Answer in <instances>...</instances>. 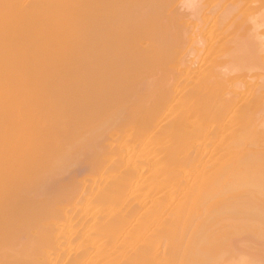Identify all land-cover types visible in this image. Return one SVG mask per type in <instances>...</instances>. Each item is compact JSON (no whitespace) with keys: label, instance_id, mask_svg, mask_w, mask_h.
<instances>
[{"label":"bare ground","instance_id":"1","mask_svg":"<svg viewBox=\"0 0 264 264\" xmlns=\"http://www.w3.org/2000/svg\"><path fill=\"white\" fill-rule=\"evenodd\" d=\"M253 1L0 0V264H264Z\"/></svg>","mask_w":264,"mask_h":264},{"label":"rangeland","instance_id":"2","mask_svg":"<svg viewBox=\"0 0 264 264\" xmlns=\"http://www.w3.org/2000/svg\"><path fill=\"white\" fill-rule=\"evenodd\" d=\"M252 1H253V0H252ZM259 1H260V3L262 2L261 0H258V1L256 0V1H253V2H255V5H258V4H256V2H259ZM263 2H264V1H263ZM191 44H192V43H191V42H189V44H188V45H190V46H191ZM191 47H192V46H191ZM253 63H254V62H253ZM253 63H251V64H252L253 66H255L254 68H258V65H257V67H256V63H255V65H254ZM251 64H250V65H251ZM250 65H249V66H250ZM252 65H251L250 67H253ZM249 66H248V67H249ZM254 68H252V70H254V71H255V69H254ZM259 68H260V67H259ZM259 68H258V69H256V70L258 71V70H259ZM250 69H251V68H250ZM263 69H264V68H263ZM257 71H255V72L257 73ZM260 71H264V70H262V68H261V69L258 71V75L262 76V75H261V73H260ZM259 73H260V74H259ZM262 73H263V72H262ZM263 74H264V73H263ZM263 76H264V75H263ZM99 139H101V138H99ZM47 155L49 156V154H47ZM48 158H49V157H46V159H47V160H45V157H44V162H45V163H46V162H47V163H49V159H48ZM44 162H43V163H44ZM83 164L85 165V163H82V165H81V166L79 165V166H78V168H80V167H81V168H83V172H84V170H85V168H87V166H86V167H84V165H83ZM82 166H83V167H82ZM81 168H80V170H81V172H82V169H81ZM86 170H87V169H86ZM183 171H185V172H186V170H183ZM99 241H100V240H99ZM99 241H98V242H99ZM98 242H96V243H98ZM99 244H100V242H99ZM94 245H95V244H94ZM97 246H98V244H97Z\"/></svg>","mask_w":264,"mask_h":264}]
</instances>
